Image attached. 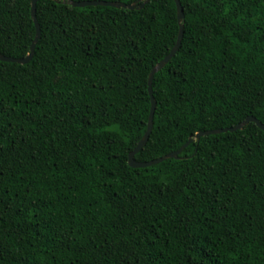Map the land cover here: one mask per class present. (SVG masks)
I'll use <instances>...</instances> for the list:
<instances>
[{
  "label": "trees",
  "instance_id": "obj_1",
  "mask_svg": "<svg viewBox=\"0 0 264 264\" xmlns=\"http://www.w3.org/2000/svg\"><path fill=\"white\" fill-rule=\"evenodd\" d=\"M32 1L0 0L1 54L30 53ZM180 1L184 39L155 75L138 162L250 116L264 124V0ZM37 19L33 60H0V264H264L255 123L129 165L150 73L178 40L175 0H40Z\"/></svg>",
  "mask_w": 264,
  "mask_h": 264
},
{
  "label": "water",
  "instance_id": "obj_2",
  "mask_svg": "<svg viewBox=\"0 0 264 264\" xmlns=\"http://www.w3.org/2000/svg\"><path fill=\"white\" fill-rule=\"evenodd\" d=\"M40 0H33L32 1V17L35 22L36 26V38L34 39L31 48H30V53L25 57V58H13V57H8L0 53V60L2 62H10V63H17L21 65H26L30 63L36 53V48L37 45L42 37V31H41V26L39 24V21L37 19V4L39 3ZM58 3H61V0H54ZM151 0H140L137 2H134L132 4H126L123 2H109V1H80V2H75L71 0H63V3L65 4H70L71 6L75 8H85L88 6H105V7H112V8H117V9H126V10H142L145 8V6L150 2ZM177 4V12H178V21L180 24V31L178 35V40L170 54L162 60L155 68L150 73L149 76V93L151 97V102H152V108H151V113L149 117V123H148V129L147 132L145 133L144 137L142 140L139 142L138 146L135 148L134 151H132L129 155V165L132 168L135 169H141V168H148L157 164H160L162 162H165L169 159H180V155L183 153V151L193 142L195 141H200L201 138L210 136V135H216V134H222V133H228V132H236V131H241L244 130L246 126H248L250 123H255L260 129L264 131V124L256 119L253 116L248 117L243 123L237 125L236 127L233 128H225V129H217V130H211V131H206V132H199L196 134L195 137H190L188 142L182 146L178 151L172 152L171 154H168L162 158L156 159L154 161H149V162H138L135 159V156L139 154L143 148L147 145L151 133L153 132L154 129V117H155V112L157 109V101L154 96V91H153V82L155 75L162 71L171 61L172 59L176 56V54L179 52L183 39H184V31H185V14H184V9L182 7V3L180 0H175Z\"/></svg>",
  "mask_w": 264,
  "mask_h": 264
}]
</instances>
